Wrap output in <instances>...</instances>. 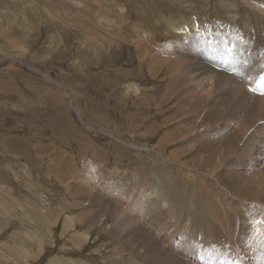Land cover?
<instances>
[{"label":"rangeland","instance_id":"rangeland-1","mask_svg":"<svg viewBox=\"0 0 264 264\" xmlns=\"http://www.w3.org/2000/svg\"><path fill=\"white\" fill-rule=\"evenodd\" d=\"M262 77L264 0H0V264H264Z\"/></svg>","mask_w":264,"mask_h":264},{"label":"bare ground","instance_id":"bare-ground-1","mask_svg":"<svg viewBox=\"0 0 264 264\" xmlns=\"http://www.w3.org/2000/svg\"><path fill=\"white\" fill-rule=\"evenodd\" d=\"M176 31H177V33L179 34V31H181L180 30V28L179 29H176V28H174ZM183 32H184V30H183ZM182 32V33H183ZM245 44V43H244ZM150 49V48H149ZM150 51V50H149ZM222 53V51H220V54ZM245 56H246V58H244V57H241V59L239 58V57H237V63L238 64H240L241 65V67H243L245 64H246V62H247V66L249 67L250 65L248 64L249 62L246 60L247 58H248V54L246 53L245 54ZM253 55H251V58H249L248 60L251 62V60H252V57ZM256 56V55H255ZM246 60V61H245ZM255 61H256V59H255ZM252 63H254V61H252ZM258 64V63H257ZM253 67H255V66H253ZM257 67H259L258 65H257ZM251 68V67H250ZM260 68V67H259ZM258 68V71L260 72V69ZM255 69H257L256 67H255ZM254 70V69H253ZM257 71V70H256ZM257 71V72H258ZM249 74H250V72H249ZM248 74V75H249ZM222 77V76H221ZM253 78V77H252ZM237 82V81H236ZM220 83V82H219ZM259 86V85H258ZM238 87H239V85H238ZM134 88H136L137 90H139V87L138 86H135ZM262 91V90H261ZM264 95V94H263ZM242 104V102L240 103V105ZM245 106V105H244ZM264 107V104L262 103V102H256L255 103V108H253V107H250V109L251 110H255V109H257L256 111H259L261 108H263ZM247 109V108H246ZM249 109V110H250ZM263 110H264V108H263ZM259 112H261V110L259 111ZM258 112V113H259ZM264 114V113H263ZM251 124V123H250ZM261 128V127H260ZM263 129V128H262ZM243 132H244V130H242ZM245 134V133H244ZM244 136V135H243ZM64 166V165H63ZM90 166V165H89ZM66 167V166H65ZM60 168H63V167H60ZM62 171V170H61ZM67 171V170H66ZM65 175H64V179H66L67 177H65V176H69V173H68V175H66V173H64ZM71 218H67V220H68V224H67V222L64 224V228L65 229H67L68 230V228L70 227L71 228V226L72 225H70L71 224V221L72 220H70ZM73 223H74V221H73ZM74 224H76V223H74ZM127 224V223H126ZM69 228V229H70ZM187 231V230H186ZM190 235L191 234H193V236H194V233H189ZM28 236V235H27ZM138 237V236H137ZM192 237V236H191ZM30 238V237H29ZM82 239V238H81ZM89 239V238H88ZM193 239H195V238H191V243H193ZM189 240V239H188ZM24 240H22V242H23ZM40 244H41V242H39ZM144 246V245H143ZM23 249V248H22ZM26 255V254H25ZM142 259V258H141ZM75 261V260H74ZM172 261V260H171ZM64 262H65V260H64ZM71 262V261H70ZM73 262V261H72ZM50 263V262H49ZM136 264H137V262H135ZM141 263V262H140ZM171 263V262H170ZM185 263V262H184ZM52 264H64L63 262H61V261H53L52 260ZM75 264V263H74ZM139 264V263H138Z\"/></svg>","mask_w":264,"mask_h":264},{"label":"snow or ice","instance_id":"snow-or-ice-1","mask_svg":"<svg viewBox=\"0 0 264 264\" xmlns=\"http://www.w3.org/2000/svg\"><path fill=\"white\" fill-rule=\"evenodd\" d=\"M261 83L264 85V77L261 78Z\"/></svg>","mask_w":264,"mask_h":264}]
</instances>
